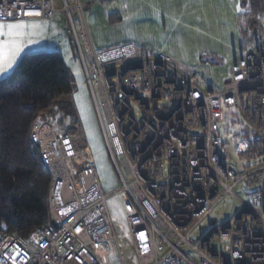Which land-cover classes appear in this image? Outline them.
I'll use <instances>...</instances> for the list:
<instances>
[{"label": "built area", "instance_id": "2783aa9c", "mask_svg": "<svg viewBox=\"0 0 264 264\" xmlns=\"http://www.w3.org/2000/svg\"><path fill=\"white\" fill-rule=\"evenodd\" d=\"M56 2L121 182L112 194L120 198L136 263L264 264V43L232 64L220 90L203 92L192 69L165 55L132 45L95 48L80 0H0V21L50 20ZM229 108L249 134L235 143V154L258 158L241 171L219 153ZM51 118L39 114L29 134L51 177L50 223L26 239L0 232V264H107L110 242L119 253L108 196L91 158L81 165L71 137ZM244 182L252 188L247 202L191 242L197 226Z\"/></svg>", "mask_w": 264, "mask_h": 264}, {"label": "trees", "instance_id": "16d2710c", "mask_svg": "<svg viewBox=\"0 0 264 264\" xmlns=\"http://www.w3.org/2000/svg\"><path fill=\"white\" fill-rule=\"evenodd\" d=\"M240 2L242 50L250 52L257 41L249 29L250 21L253 15L264 17V0ZM114 19L118 20L111 17L110 22L117 21ZM71 93L67 69L57 51L24 55L13 72L0 81V232L26 239L36 228L50 223L47 198L51 177L29 134L39 114L74 116L68 103ZM239 132L234 140L248 138L246 130Z\"/></svg>", "mask_w": 264, "mask_h": 264}, {"label": "rangeland", "instance_id": "374dc122", "mask_svg": "<svg viewBox=\"0 0 264 264\" xmlns=\"http://www.w3.org/2000/svg\"><path fill=\"white\" fill-rule=\"evenodd\" d=\"M228 1L233 2L234 0ZM235 3L238 6V0H235ZM58 4L56 3L55 6L57 7ZM102 4L104 5L105 3L103 2ZM221 5L223 4L221 3ZM215 7H217L215 9L216 12L212 14V17L210 18L211 20L213 19V21L206 26V33L211 34V41L214 45H218L219 43L221 45L222 43L221 46H225L223 50L227 51V47H229L231 52L234 53L232 47H236L233 39L235 35L237 38L236 27L234 26L231 36L227 34V29L229 26H232L235 18L233 16H227L228 12L223 15L220 11L221 8L219 5ZM219 21L223 24L217 25ZM225 21L228 25L224 24ZM245 21L247 23L246 17ZM252 22H255L256 25L252 26ZM249 29H251L252 33L257 37L255 38L257 41L253 45V48L264 43V17L260 18L259 15H253ZM220 33H224L225 35L223 40L219 37V35H222ZM182 35L183 39L173 40L176 43H181V49L176 53L180 57L171 59L177 60L188 67L190 66L189 68L193 67V61H195L194 63H199L204 71L199 80V88L203 92L213 89L217 90L221 81L230 75L232 64L228 55H231V52H227L228 55L226 56L221 54L203 53L198 49L192 50L196 47L194 26H192L191 30L188 29L183 31ZM222 41L227 42L223 43ZM245 41H248L247 37ZM237 48L240 51V54L237 55L238 57L249 54L248 51L241 52L239 47ZM187 51L190 52L186 55ZM75 68L76 67H73V69L71 68V72L75 71V73L73 74L72 80V93L68 98V103L72 106L74 116L62 117V114H56L51 118L52 125L62 133H69L76 151L79 154L77 161H79L81 165L83 162L87 164L88 158H91L101 189L103 193L108 196L106 205L116 236L119 253L114 241L110 242L109 246L111 251L107 264H137L133 244L121 208L120 198L117 195L112 194V192L121 185V182L109 155L105 133L99 120L89 88L85 84V78L82 73H80L81 71L79 70L76 72ZM225 118L226 119L219 127V137L221 140L219 153L221 155V160L224 164L241 171L242 167L253 165L254 161H257L258 158L251 157L246 159L235 154L234 146L235 143L239 141V138H236L237 141L234 140V135L240 133L239 131H245V127L237 116L235 109H226ZM262 159L263 158H260V160ZM251 189V186L246 182L240 183L233 191L235 197L231 195L225 196V198L210 212L199 226H197L190 237V241L196 242L211 229L226 224L235 215L236 211L240 209L241 202H247ZM217 249L221 250L223 248L222 246H218Z\"/></svg>", "mask_w": 264, "mask_h": 264}, {"label": "crops", "instance_id": "0c3cea01", "mask_svg": "<svg viewBox=\"0 0 264 264\" xmlns=\"http://www.w3.org/2000/svg\"><path fill=\"white\" fill-rule=\"evenodd\" d=\"M80 2L84 5L87 13L88 29L95 48L102 50L121 45H132L136 49L144 50L145 54L160 53L168 58L175 59L180 57L176 53L180 51L181 43H176L173 40L183 39V31L191 30L192 26H194L196 46L192 50L198 49L203 53L226 56L228 55L227 52H231L229 47H227V51L223 50L225 46H221L222 43L221 45L220 43L214 45L211 41V34L206 33V26L213 21L210 18L216 12L215 9L217 7L215 6L219 5L223 15L228 12L227 16L235 18L232 26L227 29L229 36L234 30V26L237 32V38L236 35L233 37L234 44H236V47H232L234 53L231 52V55H228L231 64L243 56H237L240 54L237 47L243 52L238 25V19L242 13L240 0H238V6L235 0L233 2L228 0H80ZM103 2L105 3L104 5L102 4ZM56 3L58 4V2ZM126 3L130 5L127 9L123 7ZM56 8L58 11L47 21H0V24L5 25L4 32L8 31V24L20 22L25 24V28L20 30V34L14 37L24 46L21 55L17 57L14 69L24 55L57 51L63 58L72 85L75 71L71 72V68L76 67V72L80 70L83 76L84 72L80 63L72 57L68 22L64 13L60 11V3ZM237 8H239V11ZM125 16L131 17L127 28L124 27L126 23ZM111 17L118 18V20L114 19L117 21L110 22ZM219 24L223 23L219 21L217 25ZM224 24L228 25L226 21ZM128 33H131V35ZM220 34L222 35H219V37L223 40L225 35L224 33ZM7 38L6 36H0V43H3ZM29 40L35 41V43L29 44ZM222 42L226 43L227 41ZM189 52L187 51L186 55ZM194 62H192L193 67L191 68L196 72L200 80L204 71L199 63ZM12 72L13 70H10L4 76H0V81L4 80ZM229 79L230 75L221 81L217 90H220Z\"/></svg>", "mask_w": 264, "mask_h": 264}, {"label": "snow or ice", "instance_id": "6c2138e0", "mask_svg": "<svg viewBox=\"0 0 264 264\" xmlns=\"http://www.w3.org/2000/svg\"><path fill=\"white\" fill-rule=\"evenodd\" d=\"M123 7L125 9L129 8V4H124ZM239 11V8H237ZM39 13H37L38 15ZM131 17L125 16V28L129 26L128 22ZM5 25L0 24V36L8 37L0 43V76H4L9 73L10 70H14V65L17 63V57L21 55V52L24 50V46L18 42L14 37L20 34V30L25 28V24L23 22L16 24H8V31L4 32ZM131 35V33H128ZM135 38V37H133ZM35 41L29 40V44H33ZM141 238H143V234H140Z\"/></svg>", "mask_w": 264, "mask_h": 264}]
</instances>
